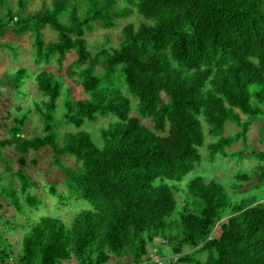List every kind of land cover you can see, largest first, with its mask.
<instances>
[{
	"label": "trees",
	"instance_id": "trees-1",
	"mask_svg": "<svg viewBox=\"0 0 264 264\" xmlns=\"http://www.w3.org/2000/svg\"><path fill=\"white\" fill-rule=\"evenodd\" d=\"M0 6V46L12 30L34 38L38 66L56 61L62 67L74 52L67 78H75L88 96L78 98L63 75L47 69L33 75L19 67L0 78V85L7 84L21 99L33 79L43 97L34 113L44 135L25 136L28 108L0 139V165L12 180L0 185L4 201L21 214L25 207L42 205L24 169L30 153L49 149L68 192L64 197L55 185L50 195L63 204L85 201L91 207L70 223L50 216L26 220L18 264H108L113 259L117 264H264V198L233 203L220 182L197 176L181 204L180 190L172 185L202 163L203 121L214 139L208 144L211 163L218 156L234 157L228 149L239 141L245 150L236 156L247 152L250 128L264 117V0H53L51 9L28 15V0H20L17 9L7 0ZM135 12L143 22L127 24L118 46L110 47L108 39L94 54L86 34L96 25L113 30ZM45 29L57 40L46 43ZM6 47L17 57L19 47ZM99 66L102 72L96 74ZM66 85L64 125L80 130L115 119L100 130L102 146L83 130L67 133L64 144H57L55 114ZM125 89L139 101L135 117ZM229 122L240 128L233 136H225ZM6 149L18 155L19 171L11 168ZM248 154L257 160V186L263 187L264 151ZM64 157L75 159V167L66 166ZM236 179L249 181L245 174ZM194 205L198 211L191 209ZM176 214L174 228L170 220ZM0 221L7 229L13 226ZM13 257V246H3L0 238V264Z\"/></svg>",
	"mask_w": 264,
	"mask_h": 264
},
{
	"label": "rangeland",
	"instance_id": "rangeland-1",
	"mask_svg": "<svg viewBox=\"0 0 264 264\" xmlns=\"http://www.w3.org/2000/svg\"><path fill=\"white\" fill-rule=\"evenodd\" d=\"M8 3L14 9L19 6L20 0H7ZM53 0H28V6L25 13L31 14L44 9L52 8ZM1 7V6H0ZM5 10L7 8L4 7ZM2 10L0 8V14ZM143 22L142 18L135 12L132 16L119 21L117 27L113 30H103L98 25H96L95 30L91 33L86 34V39L92 47V51L97 53L96 48H100L102 45L107 43L110 39V47L118 46L122 30L127 24L133 23L138 27ZM44 40L46 43L57 40V34L45 29ZM34 38L31 35L17 36L12 30H10L4 38L1 39L3 46H0V78L4 75L9 74L12 76L14 72L19 67H25L33 75L40 70H50L55 72L57 75H63L67 83L72 85L76 89V95L78 98L83 99V101L88 97L80 87H78L76 79L67 78V70L70 64L76 59V54L70 52L67 58L64 60L62 67L56 62L52 61L50 64H42L38 66L35 63V50L33 49ZM9 46H17V57H14ZM62 68V69H61ZM60 71V72H58ZM102 72V68L99 66L96 74ZM69 86H65L61 98L57 101V111L55 114V122L58 125L57 133V144L62 146L65 141V135L67 133H76L78 131H87L91 134L93 141L96 145L102 146L100 130L107 127L109 121L113 120V117L103 118L96 123H88L84 128L78 130L74 126L64 125L62 122L64 120L65 114V100L66 91ZM23 91L25 95H22V99L17 97V94L13 92L7 84L0 85V139L8 137V130L14 123L15 118L22 115H28L26 109L31 108L32 112L25 122V136H42L43 123L36 113L35 103H41L43 101L42 95L37 90L36 83L33 79L29 80ZM124 95L131 102V117L137 116L139 101L136 97L129 94L125 89L123 90ZM20 108L16 114V110ZM115 120V119H114ZM150 128L152 124L143 121ZM209 126L203 121V132L205 134V145L200 148L202 154V163L198 165L193 172L183 178L181 182H174L172 185L176 186L180 193L176 195V199L183 204L184 199L187 200V188L190 182L197 176H203L207 180H216L220 182L226 189L233 203H241L249 198L258 197L264 198V186L258 187L257 173L254 170V166L257 164V160L250 156L248 152L253 150L264 151V117H260L255 121L249 131V145L247 146V152L243 156H236L238 152L244 151L245 148L241 141L235 143L232 148L228 149V153L234 154V157L223 158L218 156L216 161L211 163L209 161V150L208 144L214 139L208 133ZM240 128L236 124L229 122L227 124L225 136L235 135ZM101 142V143H100ZM5 157L9 160L11 168L14 172L21 169L20 165L17 163L18 155L9 150H4ZM37 160V163H32L33 160ZM63 163L66 166L75 167L76 161L71 157H64ZM8 165V164H7ZM5 164L0 165V185H7L12 182L10 176H6ZM31 178V182L34 185L32 189V194L42 201V205L39 208H27L25 207L24 212L18 213V211L12 208L8 202H5L0 193V205L3 206L0 209V219H5L12 223V228L4 227L0 224V238L2 239L3 246H13L14 257L13 261H6L5 264H18L19 255L22 253V239L26 232L28 231L26 227V220H38L41 217H57L64 220L66 223H70L72 217L75 216L81 209H91L90 205L85 201L73 202V203H61L58 199H54L49 193V187L57 185L58 192L64 197L68 196L67 189L64 185V175L59 170L57 166L54 165V159L52 152L49 149L43 150L40 154L30 153L28 155V166L24 169ZM238 174H245L248 176L249 181L240 182L237 181L236 176ZM6 176V177H5ZM2 179V180H1ZM17 189L20 188L18 182H14ZM239 189L236 190L235 188ZM1 192V189H0ZM184 198V199H183ZM24 203V201H23ZM25 205V203H24ZM191 209L198 211L196 205L192 206ZM178 215L176 214L170 222L176 227V222L178 220ZM1 223V221H0ZM190 249L185 248V253H188ZM165 253L168 254L167 250ZM169 256V255H166ZM128 258H124L123 263L127 261ZM155 261H159V257L154 258ZM175 261V260H173ZM118 260L113 259L108 264H117ZM63 264H68L63 263ZM70 264H80L78 261H72Z\"/></svg>",
	"mask_w": 264,
	"mask_h": 264
}]
</instances>
